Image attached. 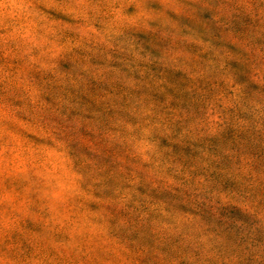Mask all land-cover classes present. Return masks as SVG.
Segmentation results:
<instances>
[{
  "label": "rangeland",
  "instance_id": "obj_1",
  "mask_svg": "<svg viewBox=\"0 0 264 264\" xmlns=\"http://www.w3.org/2000/svg\"><path fill=\"white\" fill-rule=\"evenodd\" d=\"M0 264H264V0H0Z\"/></svg>",
  "mask_w": 264,
  "mask_h": 264
}]
</instances>
